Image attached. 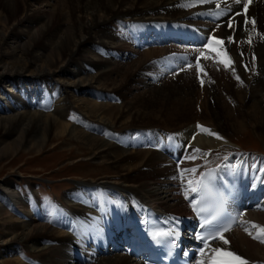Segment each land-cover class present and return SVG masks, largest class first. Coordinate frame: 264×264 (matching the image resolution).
Segmentation results:
<instances>
[{
  "label": "bare ground",
  "instance_id": "1",
  "mask_svg": "<svg viewBox=\"0 0 264 264\" xmlns=\"http://www.w3.org/2000/svg\"><path fill=\"white\" fill-rule=\"evenodd\" d=\"M247 125L264 131V0H0V170L73 147L116 175L75 181L64 204L3 175L0 264H143L124 248L150 207L188 246L193 189L216 164L236 226L196 264H264V157L229 138Z\"/></svg>",
  "mask_w": 264,
  "mask_h": 264
},
{
  "label": "rangeland",
  "instance_id": "2",
  "mask_svg": "<svg viewBox=\"0 0 264 264\" xmlns=\"http://www.w3.org/2000/svg\"><path fill=\"white\" fill-rule=\"evenodd\" d=\"M157 54H152L150 56H156ZM156 57H159L156 56ZM128 91L134 92L135 90L142 91L140 88L134 87V85L127 88ZM137 93V92H136ZM134 96H129V99H133ZM205 97L202 94V91H198V98L196 101V107L198 110L201 108V112L205 113L202 109L203 99ZM74 100V99H73ZM117 101H108V104L116 106ZM78 108L73 106L71 109L70 116L74 122L77 121L79 117L77 115ZM162 122V121H159ZM134 126L128 128L119 125L115 130L118 133H122ZM258 129V128H257ZM229 138L235 143L237 153L247 154L249 158H254L253 155H260L264 157V131L261 129L255 130L249 125L244 128H241L240 131H231ZM61 149L56 148L48 151H44L41 154L36 156H20L21 158L16 159L14 162V172L9 174L10 169L0 170V178L3 175L9 174V177L12 178L15 183L20 187L23 194L27 193V183L30 182L31 186H34V190L39 197L40 201L44 202H61L64 204L63 197L68 193L73 187L76 186L75 181L95 179L96 181H101L103 179L115 180L116 175L113 169L107 167L106 164H97L90 160L79 158L78 154L75 152L72 147V152L68 153L64 151H59ZM239 150H245L240 152ZM75 152V153H74ZM249 153V154H248ZM77 154V155H76ZM70 160H69V158ZM140 160V159H138ZM129 162V161H127ZM14 176H18L15 178ZM114 176V177H113ZM102 178V179H101ZM166 179V177H164ZM164 179V180H165ZM75 185V186H74ZM262 212V210H257ZM245 224L250 223V219L247 217L244 220ZM245 227L241 226V230H244ZM259 237L264 240V227L262 231L254 229ZM261 242V241H260ZM29 254V253H27ZM29 257H35L36 255H28ZM6 264H13L8 261ZM33 264V262L25 263ZM73 264V263H71Z\"/></svg>",
  "mask_w": 264,
  "mask_h": 264
},
{
  "label": "snow or ice",
  "instance_id": "3",
  "mask_svg": "<svg viewBox=\"0 0 264 264\" xmlns=\"http://www.w3.org/2000/svg\"><path fill=\"white\" fill-rule=\"evenodd\" d=\"M241 0H237V3H240ZM248 2H250V0H248ZM244 7H247V2L244 3ZM253 23H255V21H253ZM227 231V229H225ZM224 243H228L227 240L224 241ZM236 260L240 262V264H247L246 261H243L240 257H236Z\"/></svg>",
  "mask_w": 264,
  "mask_h": 264
}]
</instances>
